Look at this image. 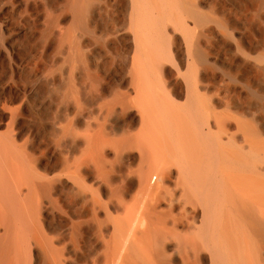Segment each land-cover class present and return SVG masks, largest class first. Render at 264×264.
<instances>
[{"label": "bare ground", "instance_id": "1", "mask_svg": "<svg viewBox=\"0 0 264 264\" xmlns=\"http://www.w3.org/2000/svg\"><path fill=\"white\" fill-rule=\"evenodd\" d=\"M0 264H264V0H0Z\"/></svg>", "mask_w": 264, "mask_h": 264}, {"label": "rangeland", "instance_id": "2", "mask_svg": "<svg viewBox=\"0 0 264 264\" xmlns=\"http://www.w3.org/2000/svg\"><path fill=\"white\" fill-rule=\"evenodd\" d=\"M3 66V65H2Z\"/></svg>", "mask_w": 264, "mask_h": 264}]
</instances>
